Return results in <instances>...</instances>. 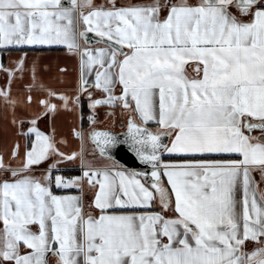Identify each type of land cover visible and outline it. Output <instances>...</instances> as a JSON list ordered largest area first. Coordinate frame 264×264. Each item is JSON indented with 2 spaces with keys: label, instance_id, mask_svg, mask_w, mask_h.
I'll use <instances>...</instances> for the list:
<instances>
[{
  "label": "snow or ice",
  "instance_id": "snow-or-ice-1",
  "mask_svg": "<svg viewBox=\"0 0 264 264\" xmlns=\"http://www.w3.org/2000/svg\"><path fill=\"white\" fill-rule=\"evenodd\" d=\"M80 23L84 28L78 32ZM87 33L105 47L81 50L78 37L87 45ZM53 43L79 56L75 100L58 97L65 108L70 102L78 106L86 93L93 113L119 105L128 114L123 141L107 131L88 133L94 154L110 161V149L122 142L151 171L94 167L84 158L82 132L73 131L81 151L63 153L32 119L28 132L35 140L22 166L6 167L0 158L6 174L0 182V264H48L49 254L56 264H264V191L258 192L250 175L259 167L264 177V0H153L130 6L109 0L99 7L92 0H70L68 7L61 0H0V48ZM190 64L194 77L186 74ZM3 70L11 84L23 60L17 69ZM93 73L104 99H93L88 90L86 76ZM117 85L120 94L114 95ZM0 96L13 107L17 103L9 92ZM40 104L47 113L56 110L49 100ZM88 122L96 123L94 114ZM150 122L155 132L145 127ZM165 153L183 162L164 163ZM51 155L80 160L82 175H57L55 186L82 189L86 181L95 189L90 207L99 215H86L78 197L53 194L55 165L42 178L25 174ZM157 196L171 218L137 214ZM117 209L131 214H110ZM247 242L258 247L245 252Z\"/></svg>",
  "mask_w": 264,
  "mask_h": 264
},
{
  "label": "crops",
  "instance_id": "crops-1",
  "mask_svg": "<svg viewBox=\"0 0 264 264\" xmlns=\"http://www.w3.org/2000/svg\"><path fill=\"white\" fill-rule=\"evenodd\" d=\"M79 3L80 0H77ZM172 3L177 0H163L161 3ZM195 2V0H192ZM61 3L68 7L70 0H61ZM118 6H130V5H146L152 2L145 0H115ZM92 4L96 7L102 5H108L109 0H92ZM233 14H236L234 8L230 9ZM87 14V9H85ZM166 10H161V17L166 16ZM78 18V17H77ZM84 26L82 23L77 25V30L82 31ZM95 35L94 33H91ZM78 43L81 45V50L85 47L96 49L105 47L104 44H97L90 42L87 45L82 39L78 37ZM126 51V50H125ZM23 60V70L15 71L14 78L9 84V77L6 71L3 69L15 70L18 63ZM64 69L65 71H61ZM186 74L189 77H194L195 64L186 66ZM80 79V64L79 56L69 52L67 47L63 44H48V45H10L6 48H0V92H9V99L17 101L13 107L10 103H7L3 96H0V158H2L4 165L12 168H20L25 160V152L31 149V145L35 140V136L28 132V129L32 127L30 121L36 119V125L38 131L54 139L56 146L63 153H79L81 151V143L73 136V131L82 132L85 137L84 141V158L90 161L94 167L103 168L105 166L114 165V169H119L131 173L132 171L124 168L120 164L112 160H104L98 154H94L93 147L87 139L88 133L94 128L122 130L125 126L128 114L117 105L115 108H109L108 106H102L95 110L89 108L90 100L86 93H81L79 96V105L74 106L71 102L68 108H65L63 101L59 100L60 95L70 97L72 100L76 98V89L78 87ZM86 79L89 81V92L92 93L93 99H104V94L95 88V74L87 75ZM51 91L54 95L50 98L48 92ZM114 95L120 94L119 85L113 93ZM31 96V103L28 104L25 101L28 96ZM41 100H49L50 103L56 105L54 113H47L44 107L40 104ZM85 105L91 114L95 115L96 123L90 125L89 128L83 126L82 119V106ZM112 113V115H109ZM15 121V123H14ZM21 121L23 123H21ZM145 126H151L150 129L155 132L157 125L155 123H149ZM155 130V131H154ZM27 134V135H25ZM253 135L259 136L258 131ZM65 141V143H61ZM19 145L18 156L13 159V148ZM171 145L169 139L168 146ZM163 157L170 158L169 160H163ZM164 163H182V159L175 155L171 157L165 153L162 156ZM51 165H55L51 167ZM49 169L52 176L51 190L54 195L58 196H74L78 197L83 206L85 214L91 213L92 215H99V210L92 205L95 195V189L88 186L85 181L82 189L76 187L78 190L75 193L69 192V189H57L55 186V176L59 175L64 178L65 172H73L70 175L72 178L82 175L80 160L65 161L54 155L49 156L48 159L42 161L39 164L31 165L30 170L25 173L26 175L34 178H42L49 175ZM69 175V174H67ZM250 175L252 176L257 190L264 191V177H262L259 167L254 168ZM6 178V174L3 169H0V182ZM10 178V177H7ZM143 182L144 180L140 178ZM161 186L166 190L170 197L171 206L174 207V196L171 194V187L167 183V178L162 177ZM153 191L152 189H150ZM154 192V191H153ZM259 198V197H257ZM153 209V210H151ZM159 213L167 218L172 217L171 212H166L162 209L159 196L151 201L150 207L145 209H138L137 214L147 213ZM110 214H131V210L117 209L113 213L110 210ZM2 228V224H0ZM33 231L36 228L33 227ZM258 245L254 242H247L244 248L245 252L253 251ZM48 264H56V257L49 254Z\"/></svg>",
  "mask_w": 264,
  "mask_h": 264
},
{
  "label": "water",
  "instance_id": "water-1",
  "mask_svg": "<svg viewBox=\"0 0 264 264\" xmlns=\"http://www.w3.org/2000/svg\"><path fill=\"white\" fill-rule=\"evenodd\" d=\"M87 36H88V41H89L88 43H90V42L95 43V41H97L99 39V37H96L95 35H93L91 33H87ZM127 120H128V118L126 119V123H125L124 128L122 130H119V131L115 130L114 129L115 127L109 128V129L94 128V130L110 132L111 134H113L117 138L118 141H123V139H124L123 134L127 132ZM145 127H147V126H145ZM148 129L150 131H152L149 127H148ZM162 141H163L164 144L168 145L169 138L167 136H165V137L162 138ZM90 144L94 148V145L91 142H90ZM96 154H98V153H96ZM109 155L111 156V160L112 161L120 164L121 166H123L126 169L131 170L132 172L148 171L150 173V171H151V169L150 168H146V166L143 165L138 160V158L129 149V147L126 144L122 143V142L121 143H117L113 148H111L110 151H109ZM140 178H142L144 180V177H140ZM148 178L150 179V176ZM152 190L155 191L154 189H152Z\"/></svg>",
  "mask_w": 264,
  "mask_h": 264
},
{
  "label": "trees",
  "instance_id": "trees-1",
  "mask_svg": "<svg viewBox=\"0 0 264 264\" xmlns=\"http://www.w3.org/2000/svg\"><path fill=\"white\" fill-rule=\"evenodd\" d=\"M89 115H92L91 112L89 111V109L85 105H83L82 106V119H83V126L85 128H89L90 127V124L88 122ZM148 127L150 128L151 126H148ZM169 159L170 158L163 157V160H169ZM67 174L73 175L74 173L71 172V171L64 173V175H67ZM151 210H153V209H151Z\"/></svg>",
  "mask_w": 264,
  "mask_h": 264
},
{
  "label": "built area",
  "instance_id": "built-area-1",
  "mask_svg": "<svg viewBox=\"0 0 264 264\" xmlns=\"http://www.w3.org/2000/svg\"><path fill=\"white\" fill-rule=\"evenodd\" d=\"M65 179H71L72 177L70 175H66L64 176ZM69 189V192L71 193H75L78 189L76 187H73V188H68Z\"/></svg>",
  "mask_w": 264,
  "mask_h": 264
},
{
  "label": "rangeland",
  "instance_id": "rangeland-1",
  "mask_svg": "<svg viewBox=\"0 0 264 264\" xmlns=\"http://www.w3.org/2000/svg\"><path fill=\"white\" fill-rule=\"evenodd\" d=\"M128 1L130 2L131 0H128ZM145 1H147V2H153V0H145ZM161 1H163V0H161Z\"/></svg>",
  "mask_w": 264,
  "mask_h": 264
}]
</instances>
